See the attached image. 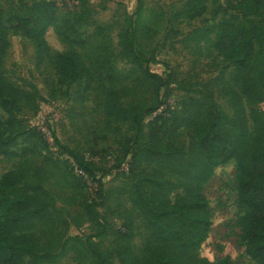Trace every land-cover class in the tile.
Segmentation results:
<instances>
[{
    "label": "rangeland",
    "instance_id": "1",
    "mask_svg": "<svg viewBox=\"0 0 264 264\" xmlns=\"http://www.w3.org/2000/svg\"><path fill=\"white\" fill-rule=\"evenodd\" d=\"M30 1L0 0V15L8 23ZM58 1L57 22L47 30V43L53 53L78 51L91 69L90 81L57 84L52 60L40 62L32 41L14 31L9 33L10 47L4 58L8 80L34 90L40 109L18 114L38 133L30 130L18 138L16 156L0 155V178L26 168L53 196L52 233L40 232L44 242L52 234L57 238L53 262L46 264H88L90 257L80 245L75 250L71 243L63 247L68 237L76 235L97 234L94 240L110 264H121L119 231L126 233L135 250L143 248L150 233L136 214L128 212L133 209V183L141 171L164 177L172 202L196 192L206 195L211 228L197 250L200 258L216 263L229 257L232 264H258L246 251L244 233L250 214L239 201L236 161L214 166L212 176L201 184L187 173L195 141L194 129L186 120L190 109L215 107L230 125H237L243 114L252 126V106L237 82L236 69L216 47L220 23L241 17L236 0H78L73 11L60 4L64 0ZM203 7L206 10L200 13ZM69 19L74 32L65 28ZM130 33L134 48L146 59L142 64H135L123 45V35ZM65 35L86 44L70 45ZM148 70L165 81L160 100L166 114L158 119L146 117L145 136L137 142L128 110L155 102V82L147 76ZM108 71L114 78H109ZM255 88L256 107L264 111V82L257 81ZM7 117L0 106V119ZM139 149L143 157L158 149L166 154L150 156L151 160L139 156L129 162ZM70 151L95 162L103 181V198H99L97 183L77 169ZM93 199L99 203L97 211L106 232L81 214V203ZM24 264H29L28 257Z\"/></svg>",
    "mask_w": 264,
    "mask_h": 264
},
{
    "label": "trees",
    "instance_id": "2",
    "mask_svg": "<svg viewBox=\"0 0 264 264\" xmlns=\"http://www.w3.org/2000/svg\"><path fill=\"white\" fill-rule=\"evenodd\" d=\"M58 5L57 0H32L25 3L8 23L0 15V106L8 114L6 120L0 119L2 156H16L14 147L18 138L30 130L38 133L18 114L26 111L36 113L40 109V101L34 90L13 85L6 76L4 58L10 47V31L32 41L37 47L40 62L45 58L52 60L57 84L64 86L91 79V69L78 51L68 49L53 53L47 43V30L57 22ZM235 5L241 17L220 23L216 47L236 69L237 82L252 106V126H249V119L243 114L237 125H230L215 107H211L210 111L198 108L199 105L197 109H190L186 120L188 126L194 129L195 141L187 173L192 181L201 184L212 176L214 166L236 161L240 171L239 201L250 214L244 233L246 251L258 264H264V111L256 107L259 95L255 88L257 81L264 82V0H236ZM205 10L203 7L200 13ZM70 23V19L66 20V30L76 31ZM63 39L70 45L86 44L83 40L75 42L68 35ZM123 45L135 64H142L141 60H146L134 48L133 34L123 35ZM107 73L109 78H114L111 71ZM147 76L155 82V102L151 105H132L128 110L137 142L145 136L146 117L158 119L166 114L164 101L160 100V90L165 81L161 75L150 70ZM130 152L128 148L124 158L127 159ZM69 153L77 169L97 183L99 198H103V181L97 175L99 168L95 162L73 151ZM142 153L139 149L128 161L132 162L133 158L139 156L141 160H151L150 156L158 158L166 154L160 149L150 155L147 151L144 157ZM166 186V179L158 173L141 171L137 174L131 192L133 209H128V212L137 215L150 235L147 244L138 251L125 238L126 233L119 231L118 237L123 242L117 247L120 263L232 264L229 257L211 263L197 254L211 228L206 195L196 192L172 202L168 199ZM53 204L51 193L41 181L30 176L26 168L11 170L1 176L0 264H24L26 257L29 264L53 262L57 238L52 234V238L44 242L40 235L41 231L52 233ZM81 204V214L106 232L97 211L98 201L86 200ZM96 235L68 237L63 247L71 243V249L75 250L76 245H80L90 257L88 264H110L101 245L94 240Z\"/></svg>",
    "mask_w": 264,
    "mask_h": 264
},
{
    "label": "built area",
    "instance_id": "3",
    "mask_svg": "<svg viewBox=\"0 0 264 264\" xmlns=\"http://www.w3.org/2000/svg\"><path fill=\"white\" fill-rule=\"evenodd\" d=\"M58 1V0H57ZM59 2V1H58ZM78 0H64L61 1L60 4L65 6L68 10L73 11L75 10L76 6L78 5ZM81 173V172H80ZM83 174V173H81Z\"/></svg>",
    "mask_w": 264,
    "mask_h": 264
}]
</instances>
